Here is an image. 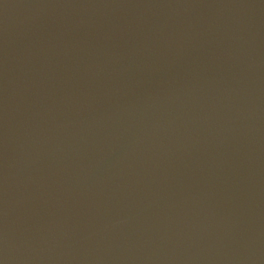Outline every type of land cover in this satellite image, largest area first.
Listing matches in <instances>:
<instances>
[{"label":"water","instance_id":"water-1","mask_svg":"<svg viewBox=\"0 0 264 264\" xmlns=\"http://www.w3.org/2000/svg\"><path fill=\"white\" fill-rule=\"evenodd\" d=\"M0 264H264V0H0Z\"/></svg>","mask_w":264,"mask_h":264}]
</instances>
